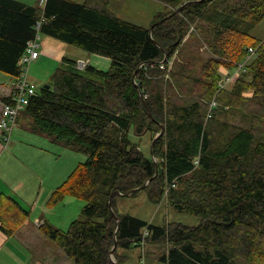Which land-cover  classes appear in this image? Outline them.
<instances>
[{
    "label": "trees",
    "instance_id": "1",
    "mask_svg": "<svg viewBox=\"0 0 264 264\" xmlns=\"http://www.w3.org/2000/svg\"><path fill=\"white\" fill-rule=\"evenodd\" d=\"M106 1L0 0V71L13 80L27 42L41 33L110 59L107 69L67 59L22 110L32 131L86 155L48 199H82L80 217L66 229L44 220L39 230L73 264H114L115 241L121 264L117 250L141 245L144 230V241L167 245L165 264H264V39L250 33L264 18V0H158L170 9L154 16L153 23L162 20L150 31L115 15ZM249 47L245 70L230 89L220 88V68L234 71ZM160 124L154 175L151 156L129 132L154 136ZM150 177L143 187L150 200L166 195L171 207L201 221L153 225L117 211L119 195L111 194ZM28 214L0 193L5 235Z\"/></svg>",
    "mask_w": 264,
    "mask_h": 264
},
{
    "label": "rangeland",
    "instance_id": "2",
    "mask_svg": "<svg viewBox=\"0 0 264 264\" xmlns=\"http://www.w3.org/2000/svg\"><path fill=\"white\" fill-rule=\"evenodd\" d=\"M20 1L33 3L35 0ZM73 1L80 2L83 0ZM126 7H128L129 12L128 17L126 18L131 20V22L133 21L135 24L141 26H150V24L153 23L154 16L158 12H166L170 9V7H168L166 4L158 0H131L128 2V4H126ZM250 33L256 38L264 39V18L251 29ZM40 37V46L38 47L39 58H36L37 60L35 59L31 61L28 65V78L33 83L36 91H40V88L43 85L48 84L51 81V76L57 67H65L67 65V59L78 62V55L85 52L84 49L63 42L49 35L41 33L39 35V38ZM174 58H176V54L174 55ZM249 59L251 60V57ZM227 76H229L227 70L225 69L223 71L221 69L220 77L225 79ZM11 79L12 77L10 75L0 71V86L8 87ZM232 83L231 80L226 81L225 88L223 89H230ZM23 115L24 112L20 111L14 129L20 125L26 128L29 127L28 122L30 121L31 123V118L28 116L24 118ZM154 136L151 135L150 132H146L141 136H135L132 129H130L129 132V138L140 146L142 152L146 156H150V145ZM35 142L39 144L38 141ZM0 143V155L2 152L13 155L12 160L4 165V169H1L0 185H3L4 182L10 185H15L23 178L24 170L20 164L15 165L16 162L12 164L14 162L13 159H18L25 167L31 165L28 163L29 160L25 161L16 152L12 151L11 142H9L7 149L3 150L2 148L4 147V142L1 138ZM57 149H60L58 153H61V155H57V151H55V153L50 147L49 150H52V153L49 158V162L44 163L46 164L47 168H49L51 173L65 166V169L68 172L66 175L67 177L76 167V165L86 158L84 153L76 152L69 148L68 150H64L63 148ZM33 158L36 160L39 157L35 156ZM54 158L57 160L56 163H54ZM39 160L41 159L39 158ZM32 177L30 174H28L26 176V183L32 182ZM8 192H10V189H5L1 193L10 194ZM83 205L84 201L82 199L71 196L64 198L61 202H57V204L55 203L48 205L46 208L47 218L50 220L48 222L60 229H66L71 220L80 217V212ZM115 208L121 213L130 214L147 223L150 222L153 225H166L167 223L172 222H179L185 225H195L198 224L202 219V217L199 215L191 214L185 211H179L171 207L167 201L166 195L162 197L159 203L150 200L147 190L144 188L135 191L129 196H117L115 199ZM38 212H40L39 209ZM39 224L40 223L37 225ZM34 233L33 237L36 238L37 241L45 240L48 242L46 243L51 247V249H56L58 252L62 251V249L58 247L53 240L49 239L37 227H35ZM166 250L167 245L164 242L152 243L145 240L143 244L141 243V245L133 243L128 248H119L117 252H119V254L122 256L121 264H165V262L161 261L160 257ZM111 260L116 261L113 257V254L111 256ZM237 260V264H251L250 262L241 258H238Z\"/></svg>",
    "mask_w": 264,
    "mask_h": 264
},
{
    "label": "crops",
    "instance_id": "3",
    "mask_svg": "<svg viewBox=\"0 0 264 264\" xmlns=\"http://www.w3.org/2000/svg\"><path fill=\"white\" fill-rule=\"evenodd\" d=\"M129 1L131 0H107L106 3L108 8L115 15L128 20L126 17H128L129 12L126 4H128ZM40 39L41 37L38 40V47L40 46ZM38 58L39 54L37 59ZM77 59L84 61L85 65L89 64L99 69H105L110 66L109 58L89 53L87 51L80 53ZM221 69L223 71L225 70L222 67L220 70ZM230 72L231 71L227 70V73ZM12 82L13 79L9 82L8 87L0 86V96H6L8 94ZM1 102L2 101H0V107ZM23 117L26 118V115L24 114ZM13 129L10 134L11 140H9V142H11V149L25 161L29 160L28 163L31 166L25 167L18 159H13L14 162L12 164L16 162L15 165L20 164L22 166V169L24 170L23 178L15 185H10L4 182L3 185H0V193L5 189H10V192L8 193H10L11 196L13 195L16 200L28 210L29 214L23 223L18 226L10 236L5 235L0 230V264H73L72 260L65 255L63 250L58 252L56 249H51V247L47 245V241H37L36 238L33 237L35 227L38 228V223H41L44 220L50 221L47 218L46 211L47 206L50 205L48 199L51 192L65 179L68 173L65 166L51 173L44 163L49 162L52 150H54V152L57 151L58 153L60 149L57 148L68 150V147L53 141L47 135L32 131L30 127L26 128L20 125L16 127V129ZM35 141H38L39 144ZM8 145L9 143H4L2 150L7 149ZM50 147L52 150H49ZM57 155L60 156L61 153H58ZM35 156L39 157L41 160H39V158L34 160L33 157ZM12 158L13 155L10 153H1L0 172L1 169H4V165L9 163ZM53 160L54 163L57 162L56 158ZM28 174H30L31 177L33 175V181L26 183V176ZM38 209L40 212H38Z\"/></svg>",
    "mask_w": 264,
    "mask_h": 264
},
{
    "label": "built area",
    "instance_id": "4",
    "mask_svg": "<svg viewBox=\"0 0 264 264\" xmlns=\"http://www.w3.org/2000/svg\"><path fill=\"white\" fill-rule=\"evenodd\" d=\"M40 5H43L44 0H39L38 2ZM40 26V22L37 23L36 28L38 29ZM38 40L39 35H35V37L27 42V46L25 49L24 54L21 56L19 60V65L21 66L20 74L13 80L10 90L6 97L9 98V101H2L0 107V137L2 141L7 144L10 140V134L12 129L15 126L17 121V117L19 112L22 111L27 104L28 97L34 95L36 93V89L33 83L28 78V65L31 61L35 60L38 57ZM254 48H248V56L238 64V67L228 73L225 79L219 80V87L225 88V83L228 80H231V83L234 79L239 76V74L245 70L246 63L250 61V57L253 55ZM77 66L82 68L85 66V62L82 61L81 64L77 62ZM215 101L210 102L209 110L215 106ZM210 114H207L209 117ZM148 235L147 230L143 232L142 244L144 243V237Z\"/></svg>",
    "mask_w": 264,
    "mask_h": 264
},
{
    "label": "water",
    "instance_id": "5",
    "mask_svg": "<svg viewBox=\"0 0 264 264\" xmlns=\"http://www.w3.org/2000/svg\"><path fill=\"white\" fill-rule=\"evenodd\" d=\"M176 10H177V11L180 10V7H178V9H176ZM161 20H162V19H159V20L155 21L154 23H151L150 26H149V31L152 29V27H153V25H154L155 23L160 22ZM163 60H166V54L164 55ZM81 62H82V60H78V63H79V64H81ZM134 75H135V73H133V74H132V77H131L133 83H135ZM135 84H136V83H135ZM48 86H49L48 84H45V85H44L45 88H48ZM138 89H139V88H138ZM143 102L145 103L144 100H143ZM147 111H148L149 116H151V113H150L148 107H147ZM163 131H164V127H163L162 124H160V130H159V132L154 136V138H153L152 141H151V145H150V156H151V159L153 160L154 165H155V173H154V175H155L156 172H157V162H156V159L154 158V156L152 155V146H153V143H154L155 139H156L159 135H161V134L163 133ZM154 175H153V176H154ZM151 178H152V177L148 178V179H147V180H146L141 186H139V187H137V188H135V189H132V190L126 192V193H120L119 191H115V192H113V193L111 194L110 198H111L114 194L119 195V196H129V195L132 194V192H134V191H136V190H139V189L145 187V185L147 184V182H149V181L151 180ZM109 204H110V202H109ZM113 215H114V218H115V220H116V222H117V228H118V226H119V219H118V217L114 214V212H113ZM115 246H116V241L114 242V245L112 246V248L109 250L110 258H111V256H112V252H113ZM112 261H113V260H112ZM113 263H114V264H117L116 261H113Z\"/></svg>",
    "mask_w": 264,
    "mask_h": 264
}]
</instances>
